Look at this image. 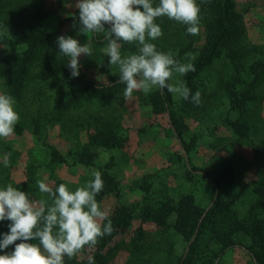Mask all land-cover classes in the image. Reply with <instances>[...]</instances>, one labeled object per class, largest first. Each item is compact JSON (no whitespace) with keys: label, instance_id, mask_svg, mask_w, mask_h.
<instances>
[{"label":"rangeland","instance_id":"rangeland-1","mask_svg":"<svg viewBox=\"0 0 264 264\" xmlns=\"http://www.w3.org/2000/svg\"><path fill=\"white\" fill-rule=\"evenodd\" d=\"M210 1L196 0L200 8L196 35H187L182 23L159 17L156 21L167 29L158 24L163 34L149 42L158 51H171L181 63H192L204 44V13L210 12ZM74 3L0 0V93L14 97V110L19 115L15 129H22L20 134L0 138V188L11 184L28 193L36 204L44 201L47 207L51 199L39 192L38 180L53 190L63 183L75 191L94 179L95 170L117 185V191L99 203L106 219L98 222L103 227L116 213L127 211L135 215L130 227L104 247L101 243L107 235L98 238L94 246L85 245L72 258L65 257L64 264H171L187 250L184 237L172 227L161 229L139 214L162 211L167 205L171 209L178 201L187 204V198L199 213L198 225L210 217L200 264H257L247 247L253 245L254 251L260 252L264 242L243 237L238 229L248 225L247 229L256 230L255 221L264 220V195L252 192L254 186L264 183V0H233L243 29L241 45L251 48L247 60L232 65L226 59L225 45L219 58L201 75L203 84L195 90L200 93L199 105L178 104L176 119L186 150L177 140L168 111H157V101L164 92L154 89L146 95L134 90L130 98L125 97L126 85L115 83L118 68L103 63L104 33L77 35L73 28L74 22L78 24V10L71 6ZM31 9L36 12L32 21L41 26L47 39L38 53L29 57V74L21 81L17 71L28 62V51L17 40L23 35L21 19ZM59 35L90 45L92 54L79 57L76 79L99 85V89L110 86L111 96L94 92L97 96L90 101L79 98L78 104L69 102L72 91L68 84L73 78L64 72L47 75L43 66L46 62L67 65L69 58L62 57L55 44ZM9 43L15 49L11 56ZM136 51L134 44L121 47L122 56ZM183 77L174 73L168 83L184 84ZM17 80L22 86L14 83ZM226 81L234 84L232 91L241 90L245 96L235 110L224 94L231 86ZM171 97L176 103L181 100L172 93ZM92 137L96 141L114 137L123 142L121 148L106 149L99 142L91 144ZM47 145L63 160H53ZM5 154H10L8 167L3 163ZM228 170L229 178L224 180ZM214 180L220 185L218 189ZM238 190L247 195L238 196ZM235 238L243 241V246L235 244L219 252L221 245H231Z\"/></svg>","mask_w":264,"mask_h":264},{"label":"clouds","instance_id":"clouds-1","mask_svg":"<svg viewBox=\"0 0 264 264\" xmlns=\"http://www.w3.org/2000/svg\"><path fill=\"white\" fill-rule=\"evenodd\" d=\"M78 10V24L73 28L77 35L104 33L107 46L103 51L108 63L119 70L115 83L126 85L123 95L131 97L134 90L144 94L154 89L178 95L199 105L200 93H191L183 83H168L174 73L186 75L194 71L191 63H181L171 51H158L149 42L162 36L160 26L154 21L167 17L186 26L187 35L199 31L200 8L196 0H75L71 5ZM124 43L134 44L137 51L122 56ZM58 53L68 57L67 67L71 78L80 74L79 57L90 56L92 50L86 42L81 45L72 36L59 35L55 40ZM16 101L6 93H0V138L14 134L19 120L14 110ZM5 154L4 166L9 160ZM94 179L75 191H69L65 184L54 190L38 180L40 193L47 194L51 204L33 202L28 193L11 184L0 188V222L8 221V231L0 233V252L14 245V250L0 255V264H64L65 257L72 258L85 245L94 246L98 238L111 234V221L101 226L98 221L106 219L95 197L103 190L102 175L93 171ZM19 241V243H15ZM35 241V243H32Z\"/></svg>","mask_w":264,"mask_h":264},{"label":"trees","instance_id":"trees-1","mask_svg":"<svg viewBox=\"0 0 264 264\" xmlns=\"http://www.w3.org/2000/svg\"><path fill=\"white\" fill-rule=\"evenodd\" d=\"M158 4L159 0H153L154 6ZM208 5L210 8V12L205 10L204 13L205 23L207 24L204 44L201 46L202 49L197 51L195 59L192 62L193 64L191 63L194 66V71H189L183 77L184 85L191 90L192 94H195V90H198L199 87L203 84V79L201 76L202 73L209 69V66H211L215 59L219 58L220 52L222 51L225 45H228V50L225 55L226 59H228V61L234 66L237 65V62L242 59L247 60L248 56L251 54V48L249 46L241 45V36L243 35V29L240 27V16L236 15L234 12L233 0H212L210 1V3H208ZM35 14V10L31 9L28 13H25V17H23L20 22L23 35L19 36L17 41L20 45L25 46L26 51H28L26 54L28 62H24L23 66H20L17 71L19 74L21 72L18 78L21 81L24 78H27V75L29 74V57H34L47 39L44 35H42L44 33L41 26L32 21V19L36 16ZM154 22L160 24L158 20H155ZM160 25L163 30L167 29L163 23H161ZM104 45L107 46V40L105 38ZM9 47L10 48L8 55L11 56L15 53V49L12 43H9ZM9 56L8 59L10 60L11 58ZM178 58L181 61L184 60L183 57ZM102 59L104 61L103 63L108 66L109 63L106 54L103 56ZM43 66L45 71L47 72V75H55L64 72L67 76L70 77V71L67 65H58L52 62H46L45 64H43ZM116 81L117 80H115V82ZM14 83L22 86V83L19 80L15 81ZM226 83L231 86L230 88H226L224 94L229 100L230 108L232 110H235L234 107L237 108L240 106V102L238 101L244 96V94L241 90L236 92L232 91L234 84L230 83L229 81H226ZM68 85L70 91H72V94H70L69 97V102L72 104H78V102L80 101L79 98L90 101L92 98H95L94 96H97L94 92H101L109 96L112 95V90L110 86L101 87L102 89H99V85L80 81L76 78L71 79ZM163 92L164 93L161 94V96L159 97L160 99H158L157 101V103L160 105L157 111H168L170 123L177 132V140L182 150H186L187 143L183 132H181L178 126L176 114L177 110L180 108L178 104L184 107L185 103H192L191 97L187 101L181 98L180 102L176 103L173 101L171 93H169L167 89H164ZM21 132V128L15 129L14 131L15 134H20ZM35 132H37V130H35ZM94 138L95 137L90 138L91 144H98L99 142L100 145L105 147L106 149L121 148L123 142L121 139L114 137H109L104 140L99 138V141H96V139ZM48 149L53 160H63L62 155L54 147L48 146ZM229 173L230 170H228V172L224 175V180L225 178H229ZM101 175L103 178L102 180L104 186L103 190L98 193L95 197L98 204L101 202L103 197L117 191V185L111 181L109 176L106 174ZM144 183L146 184L145 181ZM213 184L216 185L217 189L220 187L219 183L216 180H214ZM215 191L216 189L214 188V192ZM252 192L256 195H264V183H258L252 188ZM245 195H247V192L243 190H238V196L244 197ZM170 207L171 209H169L167 205L166 207L162 208V211L147 210L143 213L141 212L139 216H143V218L156 224L161 229H167L172 227L178 233L182 234L185 243L188 244L187 250L176 260H171V264H200L201 250L203 248V245L201 246V244L203 243L202 239L205 237L204 231L206 232L207 228L209 227V225L207 224L208 220L210 219L209 215H207L198 225L199 213L196 212L195 209H193L190 198H187V204L178 201L176 204L170 205ZM134 217L135 215L127 211H121L116 213V215H114L111 219L113 231L111 232V234H108V237L102 241L101 246H106L109 243V239L113 238L116 234L124 233V231L130 227ZM171 217H174L172 222H170ZM8 223L10 222H0V233H5L8 231ZM255 223L257 228L256 230L247 229L248 225L238 230L244 235L243 237L250 236V238H255L257 240L262 241L263 243L264 220L261 219L260 221L258 219L257 221H255ZM197 227L198 232L195 234V230ZM15 243H19V241ZM32 243H35V241H32ZM235 244H237V246H243L244 243L243 241L241 242L238 238H235L234 243H232L231 245H221L219 252H222L223 250ZM252 244H255V242L252 241ZM247 248L249 252H251L255 256L257 264H264V243L260 247L262 249V251L260 252L254 251L255 249L253 248V245H250ZM12 250H14V245L9 246V248L6 249L4 252H0V255H3L5 254V252H10ZM98 257L99 255L94 256V258ZM208 264H213V262L209 261Z\"/></svg>","mask_w":264,"mask_h":264}]
</instances>
